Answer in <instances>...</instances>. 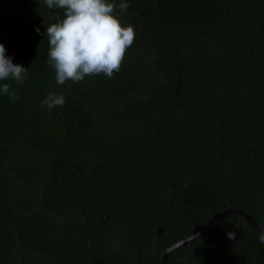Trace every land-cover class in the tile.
Wrapping results in <instances>:
<instances>
[{
    "label": "trees",
    "instance_id": "16d2710c",
    "mask_svg": "<svg viewBox=\"0 0 264 264\" xmlns=\"http://www.w3.org/2000/svg\"><path fill=\"white\" fill-rule=\"evenodd\" d=\"M124 2L119 72L58 85L62 10L0 0V44L28 69L0 94V264H159L223 209L264 222V0ZM260 232L226 214L164 264H264Z\"/></svg>",
    "mask_w": 264,
    "mask_h": 264
},
{
    "label": "clouds",
    "instance_id": "9594fccd",
    "mask_svg": "<svg viewBox=\"0 0 264 264\" xmlns=\"http://www.w3.org/2000/svg\"><path fill=\"white\" fill-rule=\"evenodd\" d=\"M46 7L62 10L63 18L50 15L52 22L46 29L48 40L47 64L54 71L55 81L64 85L82 82L86 77L104 75L112 78L119 72L126 51L136 39L134 26L124 24L121 17L127 13L130 5L124 0H43ZM39 31V29H37ZM44 36V33H42ZM28 69L13 64L6 55V49L0 44V94H6L11 100L18 99V93L7 81L16 84L24 82ZM65 97L62 94L49 93L41 107L49 110L63 107ZM229 239L235 233H227ZM264 243V231L258 235Z\"/></svg>",
    "mask_w": 264,
    "mask_h": 264
},
{
    "label": "water",
    "instance_id": "95a60500",
    "mask_svg": "<svg viewBox=\"0 0 264 264\" xmlns=\"http://www.w3.org/2000/svg\"><path fill=\"white\" fill-rule=\"evenodd\" d=\"M230 213L237 214V215L241 216L251 230L257 231V232L264 230V222L261 224H257L255 222V220L253 219V217L251 215H249L248 213L241 211L239 209H223V210L213 214L212 216H210L197 231H195L191 235L169 245L163 251L159 264L165 263V259L171 250L175 249L178 246L183 245L186 242H189V241L195 239L196 237L201 235L209 227V225L211 223H213L215 220L219 219L220 217H222L226 214H230Z\"/></svg>",
    "mask_w": 264,
    "mask_h": 264
}]
</instances>
